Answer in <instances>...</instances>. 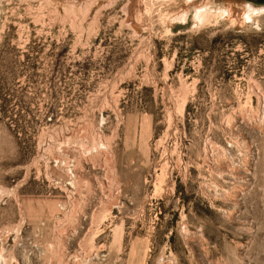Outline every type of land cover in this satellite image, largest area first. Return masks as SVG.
<instances>
[{
  "label": "rangeland",
  "instance_id": "374dc122",
  "mask_svg": "<svg viewBox=\"0 0 264 264\" xmlns=\"http://www.w3.org/2000/svg\"><path fill=\"white\" fill-rule=\"evenodd\" d=\"M247 1L0 0V264H264Z\"/></svg>",
  "mask_w": 264,
  "mask_h": 264
},
{
  "label": "bare ground",
  "instance_id": "6f19581e",
  "mask_svg": "<svg viewBox=\"0 0 264 264\" xmlns=\"http://www.w3.org/2000/svg\"><path fill=\"white\" fill-rule=\"evenodd\" d=\"M193 2H194V0H186V4L188 5V7L191 4H193ZM211 3H212V1H206L204 3V5L195 7V10H196L195 17L197 18V20L205 21L208 18H210L209 16L214 10V9H212ZM241 6H244V8L246 9V15H248L247 19L249 20V22L255 23L258 26L259 25V23H258L259 19L264 17V3L259 2V4H257L254 1H247V2L243 3ZM233 9H234V6L231 3L226 2V3H223L220 7H218L217 10L221 14H224V15L226 14L227 16H231ZM187 15H188V11L184 12L182 14L181 18H187Z\"/></svg>",
  "mask_w": 264,
  "mask_h": 264
},
{
  "label": "water",
  "instance_id": "95a60500",
  "mask_svg": "<svg viewBox=\"0 0 264 264\" xmlns=\"http://www.w3.org/2000/svg\"><path fill=\"white\" fill-rule=\"evenodd\" d=\"M256 1L264 3V0H256Z\"/></svg>",
  "mask_w": 264,
  "mask_h": 264
}]
</instances>
